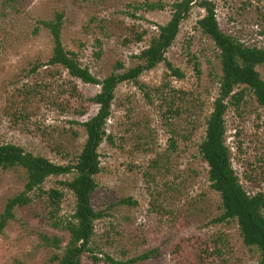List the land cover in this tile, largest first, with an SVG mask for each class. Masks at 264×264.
Here are the masks:
<instances>
[{"label":"rangeland","instance_id":"rangeland-1","mask_svg":"<svg viewBox=\"0 0 264 264\" xmlns=\"http://www.w3.org/2000/svg\"><path fill=\"white\" fill-rule=\"evenodd\" d=\"M177 0H0V145L13 143L54 163L74 162L86 140L83 122L98 111L90 98L101 86L72 77L49 62L53 40L42 21L63 13L62 40L82 66L102 80L135 66L136 57L166 24ZM210 2L220 28L247 46L264 48V0H197L181 23L165 62L115 90L106 136L99 147L101 171L92 194L95 221L91 251L82 264H107L109 255L133 264H254L236 219L216 222L224 212L211 187L209 165L200 152L207 118L219 95L220 50L198 26ZM161 7L149 9L147 4ZM141 36V39L139 37ZM257 70L264 79V64ZM241 101L225 114L232 165L250 193L264 192V107L244 85ZM237 104H236V103ZM49 177L45 191L60 188L56 218L67 220L75 196ZM23 168L0 169V214L25 187ZM0 232V264H58L68 231L54 226L48 197L31 194ZM61 237L62 249L44 236ZM98 258V261L94 259Z\"/></svg>","mask_w":264,"mask_h":264},{"label":"trees","instance_id":"trees-1","mask_svg":"<svg viewBox=\"0 0 264 264\" xmlns=\"http://www.w3.org/2000/svg\"><path fill=\"white\" fill-rule=\"evenodd\" d=\"M196 2L197 0L174 2L170 20L159 26L158 34L151 39L148 47L136 56L139 62L124 72H117L124 68L122 63H118L115 71L102 80L94 76L89 68L82 66L74 53L66 50L62 40L63 13L58 12L52 20L42 21L49 29L53 40L49 62L63 66L74 78L101 86L100 92L90 98L98 106V111L96 115L83 122L86 140L74 162L58 164L13 143L0 145V169L23 168L27 176L24 189L7 200L0 214V232L15 218V210L30 204L33 200L31 194L39 191L48 197L54 226L68 231L70 236L63 252L56 253L54 260L58 264H82L85 254L91 251L95 221L102 217L100 212L94 210L91 197L98 186L96 175L101 171L99 147L106 136V123L111 115L115 90L122 82L138 81L143 72L165 61L173 75L183 78L184 74L167 61L166 53L179 34L181 23L188 17ZM202 6L206 8L207 14L198 21V26L220 50L222 69L219 95L207 118L205 136L200 144V152L209 165L211 187L221 194L223 201L224 212L216 222L236 219L244 243L256 248L260 253L259 261L254 264H264V192L250 193L246 190L233 168L231 151L226 144L225 136L228 101L239 103L243 95L242 90L236 91L238 87L242 85L249 87L258 103L264 107V79L257 70L258 65L264 64V48L247 46L225 33L219 26L214 6L210 2H205ZM147 7L155 9L161 6L149 3ZM68 174H72V178L59 181V184L74 194L75 210L70 219L62 221L56 218V211L63 201L64 192L60 188L45 191L43 185L49 177ZM43 239L47 245L62 249L61 237L46 235ZM152 255L147 253L126 261L108 255L106 263L133 264ZM94 259L98 261L97 257Z\"/></svg>","mask_w":264,"mask_h":264}]
</instances>
